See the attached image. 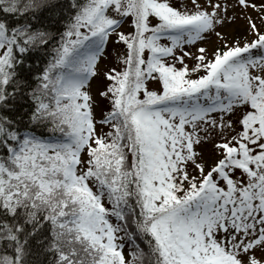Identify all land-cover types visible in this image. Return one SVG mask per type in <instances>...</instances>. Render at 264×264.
<instances>
[{
  "label": "snow or ice",
  "instance_id": "6c2138e0",
  "mask_svg": "<svg viewBox=\"0 0 264 264\" xmlns=\"http://www.w3.org/2000/svg\"><path fill=\"white\" fill-rule=\"evenodd\" d=\"M0 264H264V0H0Z\"/></svg>",
  "mask_w": 264,
  "mask_h": 264
},
{
  "label": "rangeland",
  "instance_id": "374dc122",
  "mask_svg": "<svg viewBox=\"0 0 264 264\" xmlns=\"http://www.w3.org/2000/svg\"><path fill=\"white\" fill-rule=\"evenodd\" d=\"M226 31H231V29L229 28V29H225ZM214 39V38H213Z\"/></svg>",
  "mask_w": 264,
  "mask_h": 264
}]
</instances>
